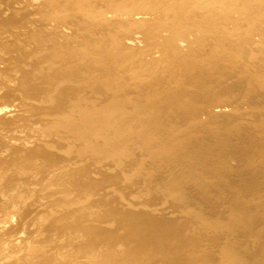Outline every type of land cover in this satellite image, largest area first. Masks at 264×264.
<instances>
[{
  "label": "rangeland",
  "instance_id": "rangeland-1",
  "mask_svg": "<svg viewBox=\"0 0 264 264\" xmlns=\"http://www.w3.org/2000/svg\"><path fill=\"white\" fill-rule=\"evenodd\" d=\"M148 2L0 0V264H264V0Z\"/></svg>",
  "mask_w": 264,
  "mask_h": 264
},
{
  "label": "bare ground",
  "instance_id": "bare-ground-1",
  "mask_svg": "<svg viewBox=\"0 0 264 264\" xmlns=\"http://www.w3.org/2000/svg\"><path fill=\"white\" fill-rule=\"evenodd\" d=\"M4 1H5V0H4ZM6 1H7V0H6ZM29 1H30V0H29ZM143 1H144V0H143ZM153 1H154V0H153ZM183 1H184V0H183ZM186 1H187V0H186ZM228 1H229V0H228ZM12 2H14V1H12ZM16 2H19V1H16ZM124 2H125V1H124ZM127 2H128V1H127ZM149 2H150V0H149ZM149 2H148V3H149ZM151 2H152V1H151ZM157 2H158V1H157ZM4 3H5V2H4ZM6 3H7V2H6ZM40 3H41V2H40ZM121 3H122V2H121ZM153 3H154V2H153ZM17 4H18V3H17ZM20 4H22V3L20 2ZM41 4H42V5H40V6L42 7L44 4H43V3H41ZM122 4H123V3H122ZM159 4H160V3H159ZM36 5H37V4H36ZM161 5H162V4H161ZM184 5H185V4H184ZM186 5H187V3H186ZM186 5H185V6H186ZM2 6H3V5H2ZM11 6H12V5H11ZM13 6H15V5H13ZM20 6H21V5H20ZM24 6H25V4H24ZM37 6L40 7V6H39V3H38ZM45 6H46V5H45ZM45 6H44V7H45ZM48 6H49V5H48ZM48 6H47V7H48ZM119 6H120V5H119ZM122 6H124V5H122ZM25 7H26V6H25ZM44 7H43V8H44ZM47 7H46V8H47ZM120 7H121V6H120ZM130 7H131V6H130ZM132 7H133V6H132ZM162 7H163V5H162ZM186 7H187V6H186ZM7 8H8V7H7ZM7 8H6V9H7ZM12 8H13V7H12ZM23 8H24V7H23ZM123 8H124V7H123ZM184 8H185V7H184ZM8 9H9V8H8ZM14 9H15V8H14ZM37 9H38V8H37ZM41 9H42V8H40V10H41ZM44 9H45V8H44ZM130 9H131V8H130ZM132 9H133V8H132ZM168 9H169V8H168ZM218 9L220 10L221 8H218ZM222 9H223V8H222ZM222 9H221V10H222ZM10 10H11V9H10ZM15 10H16V9H15ZM19 10H20V9H19ZM40 10H39V11H40ZM221 10H220V11H221ZM0 11H1V10H0ZM21 11H22V10H21ZM24 11H25V10H24ZM180 11H181V10H180ZM184 11H185V10H184ZM223 11H224V9H223ZM1 13H2V12H1ZM1 13H0V14H1ZM25 13H26V12H25ZM25 13L23 12L22 14H25ZM40 13H42V12H40ZM175 13H177V12H175ZM178 13H179V12H178ZM180 13H181V12H180ZM26 14H27V13H26ZM26 14H25V15H26ZM9 16H10V17H13V15H12V16L9 15ZM14 16H15V15H14ZM22 16L24 17V15H22ZM22 16H21V18H20V19H22V20H19V21H20V22L22 21V23H24V21H25L24 19H25V18L23 19ZM10 17H8V18L6 17V18L9 19ZM16 17H17V16H15L14 18H16ZM7 19H6V20H7ZM10 20H11V19H10ZM23 20H24V21H23ZM11 21H13V20H11ZM11 21H10V22H11ZM14 21H16V19H15ZM17 21H18V19H17ZM19 21H18L16 27H19V25H20V22H19ZM7 22H8V21H7ZM3 23H4V24H1V25H0V37H1V38L4 37L5 40L0 39V41L2 42V40H3V42H2L3 44H4V41H5V44H6V43L8 44V42L10 43V41H14V39H12V35H11V34H8V33H9L8 31H11L10 28H11L12 26H14V28H15V24H14V25H13V24H11V25L9 24V25H8L9 22L6 23V21L3 22ZM14 23H15V22H14ZM22 23H21V25H22ZM21 25H20V26H21ZM100 25H101V24H100ZM10 26H11V27H10ZM23 26H25V24H24ZM23 26H22V27H23ZM8 27H10V28H8ZM25 27H26V28L23 27V28H24L23 30H25V29L29 30L28 27H27V24H26ZM12 28H13V27H12ZM36 28H37V27H36ZM18 29H20V28H16V29H13V30H18ZM21 29H22V28H21ZM30 29H31V28H30ZM34 29H35V26H34ZM38 29H40V28H38ZM38 29L36 30V32L40 31V30H38ZM23 30H22V31H23ZM27 30H25V33L28 32ZM41 30H42V29H41ZM26 31H27V32H26ZM32 31H33V30H32ZM11 32H12V31H11ZM11 32H10V33H11ZM15 32H16V31H15ZM17 32H18L17 34L19 35L20 30H18ZM29 32H30V33L25 34V35L28 36L29 34H31V30H29ZM36 32H35V33H36ZM40 32H41V31H40ZM44 32H45V31H44ZM21 33H22V32H21ZM21 33H20V34H21ZM33 33H34V32H33ZM38 33H39V32H38ZM38 33H36V34H38ZM6 34L11 35V39L6 38V37H8V35H6ZM13 34H15V33H13ZM23 34H24V33H23ZM23 34H21V36H24ZM31 35L33 36V34H31ZM38 35H39V34H38ZM41 35H42V32H41ZM43 35H44V34H43ZM43 35H42V36H43ZM5 36H6V37H5ZM13 36H14V35H13ZM15 36H16V35H15ZM15 36H14V37H15ZM9 37H10V36H9ZM17 37H18V36H17ZM37 37H40V36H37ZM15 38H16V37H15ZM18 38H19V37H18ZM20 38H21V37H20ZM27 38H28V37H27ZM34 38H35V40H36V36H35ZM42 38H43V37H42ZM6 39H7L8 42L6 41ZM43 39H45V38H43ZM17 40H18V39L16 38V39H15V42H16ZM38 40H39V39H38ZM48 40H49V39H48ZM31 41H32V40H31ZM43 41H45V40H43ZM46 41H47V40H46ZM49 41H50V40H49ZM52 41H53V40H52ZM28 42H29V41H28ZM2 43H0V46L3 47V48L7 51V52L5 51L6 54L9 53V51L11 50V49L9 50V46H8V45L5 46V44L3 45ZM29 43H30V42H29ZM43 43H44V42H43ZM49 43H50V42H49ZM55 43H56V42H55ZM12 44H13V43L11 42V48H13L14 46L18 45V44L15 43L16 45L14 44L13 47H12ZM37 44H38V43H37ZM44 44H45V43H44ZM23 45H24V44H23ZM50 45H51V44H50ZM55 45L58 47L57 43H56ZM233 45H234V44H233ZM24 46L26 47V45H24ZM41 46H42V45H41ZM51 46L53 47V44H52ZM64 46H65V45H64ZM16 47H17V46H16ZM19 47H21V46H19ZM28 47H29V46H28ZM47 48H48V46H47ZM50 48H51V47H50ZM55 48H56V47H55ZM14 49L16 50V53L14 52L15 54H17V53L20 52V54H18V55H21V54H22V51H17V50H24V48H23V49H17V48H14ZM14 49H13L12 51H15ZM36 49H37V48H36ZM8 50H9V51H8ZM1 51H2L1 53H3L4 50H1ZM29 51H30V50H29ZM42 51H43V50H42ZM59 51H60V50H59ZM68 51H69V50H68ZM5 52H4V53H5ZM24 52H25V51H23V53H24ZM69 52H70V51H69ZM1 53H0V54H1ZM53 53H54V52H53ZM56 53H57V52H56ZM111 53H112V52H111ZM6 54H5V56H6ZM11 54H12V52H11ZM25 54H26V53H25ZM109 54H110V53H109ZM2 55H3V54H2ZM2 55H1V56H2ZM22 55H23V54H22ZM79 55H80V54H79ZM83 55H84V54H83ZM3 56H4V55H3ZM8 56H9V55H8ZM8 56H7V57H8ZM15 56H16V55H15ZM117 56H118V55H117ZM237 56H238V55H237ZM19 57H20V56H19ZM4 58H5V57H4ZM41 58H42V57H41ZM43 58H44V57H43ZM89 58H90V57H89ZM6 59H7V58H6ZM37 59H38V58H37ZM39 59H40V58H39ZM85 59H86V58H85ZM253 59H254V58H253ZM76 60H77V59H76ZM87 60H88V59H87ZM87 60H86V61H87ZM112 60H113V59H112ZM218 60H219V59H218ZM40 61H41V60H40ZM113 61H115V60H113ZM44 62H46V61H44ZM48 62H49V61H48ZM72 62H73V61H72ZM34 63H36V62H34ZM39 63H40V62H39ZM65 63H66V62H65ZM164 63H165V62H164ZM40 64H41V63H40ZM108 64H109V63H108ZM158 65H159V64H158ZM36 66H38V65H36ZM66 66H67V65H66ZM149 66H150V65H149ZM81 68H82V67H81ZM148 68H149V67H148ZM151 68H152V67H151ZM44 69H45V68H44ZM51 71H52V70H51ZM158 72H159V71H158ZM75 73H76V72H75ZM53 74H54V73H53ZM42 75H43V78H42V79H44V77H45L47 74H46L45 76H44V74H42ZM37 76H38V75H37ZM40 76H41V75H40ZM48 76H49V75H48ZM48 76H47V78H48ZM50 76H51V75H50ZM159 76H160V75H159ZM47 78H46V79H47ZM57 78H58V77H57ZM154 78H155V77H154ZM46 79H45V80H46ZM162 79H163V78H162ZM37 80H38V79H37ZM52 80H53V79H52ZM39 82H40V81H39ZM52 82H53V81H52ZM47 83H48V81H47ZM23 86H24V85H23ZM43 86H44V85H43ZM50 86H51V85H50ZM141 86H142V85H141ZM149 87H150V86H149ZM45 88H46V87H45ZM153 88H154V87H153ZM143 89H144V88H143ZM10 90H12V89H10ZM135 90H136V89H135ZM135 90H134V91H135ZM140 90H141V89H140ZM151 90H152V89H151ZM151 90H150V91H151ZM61 92H62V91H61ZM143 92H144V91H143ZM261 92H262V91H261ZM134 93H135V92H134ZM150 93H151V92H150ZM9 94H10V93H9ZM145 95H146V94H145ZM230 95H231V94H230ZM210 99H211V98H210ZM185 100H186V99H185ZM171 101H172V99H171ZM210 101H211V100H210ZM218 101H219V100H218ZM189 102H190V101H189ZM147 103H148V102H147ZM72 104H73V102H72ZM172 104H173V103H172ZM182 104H183V103H182ZM182 104H181V105H182ZM174 105H175V104H174ZM97 107H98V106H97ZM187 108H188V107H187ZM179 109H180V108H179ZM170 110H171V109H170ZM88 111H89V110H88ZM148 111H149V110H148ZM175 111H176V110H175ZM145 113H146V112H145ZM176 115H177V114H176ZM134 116H135V115H134ZM164 116H165V115H164ZM167 116H168V115H167ZM165 117H166V116H165ZM161 118H162V117H161ZM173 120H174V119H173ZM233 126H234V125H233ZM242 127H243V126H242ZM242 127H241V128H242ZM244 127H245V126H244ZM246 128H247V127H246ZM206 129H207V128H206ZM244 129H245V128H244ZM246 130H247V129H246ZM233 131H234V130H233ZM237 131H238V130H237ZM243 131H244V130H243ZM254 132H255V131H254ZM219 134H220V132H219ZM255 134H256V133H255ZM190 138H191V137H190ZM223 138H224V137H223ZM198 139H199V138H198ZM200 139H201V138H200ZM234 139H235V138H234ZM206 140H207V139H206ZM232 140H233V139H232ZM170 143H171V142H170ZM203 143H204V142H203ZM207 144H208V143H207ZM2 146H3V145H2ZM7 148H8V147H7ZM5 149H6V148H5ZM202 151H203V150H202ZM163 156H164V155H163ZM212 157H213V156H212ZM210 158H211V157H210ZM170 167H171V166H170ZM17 217H18V216H17ZM20 220H21V219H20ZM23 220H24V219H23ZM123 227H124V226H123ZM119 228H120V227H119ZM125 229H126V228H125ZM8 230H9V229H8ZM119 230H120V229H119ZM117 231H118V230H117ZM124 233H125V232H124ZM14 235H15V234H14ZM9 236H10V235H9ZM113 236H114V235H113ZM115 238H116V237H115ZM134 238H136V237H134ZM134 238H133V239H134ZM134 240H136V239H134ZM51 242H52V240H51ZM106 243H107V241H105V244H106ZM134 243H136V242H134ZM138 243H139V242H137V244H138ZM144 243H145V242H144ZM52 244H53V243H52ZM43 245H44V243H43ZM47 245H48V242H47ZM151 245H152V244H151ZM49 246H50V245H49ZM132 246H136V245H132ZM145 246H147V245H145ZM46 247H47V246H46ZM137 247H138V246H137ZM44 248H45V247H44ZM44 248H43V250H46V248H45V249H44ZM48 248H49V247H48ZM36 249H37V248H35V250H36ZM138 249H139V248H138ZM33 250H34V249H33ZM129 250H130V249H129ZM129 254H130V253H129ZM140 254H141V253H140ZM137 255H138V254H137ZM129 256H130V255H129ZM210 258H211V257H210ZM215 258H216V257H215ZM164 262H165V261H164ZM13 264H14V263H13Z\"/></svg>",
  "mask_w": 264,
  "mask_h": 264
}]
</instances>
